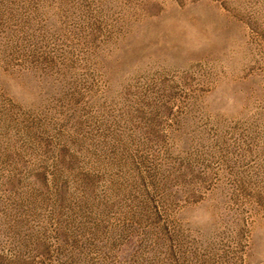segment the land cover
I'll return each mask as SVG.
<instances>
[{
  "label": "rangeland",
  "instance_id": "1",
  "mask_svg": "<svg viewBox=\"0 0 264 264\" xmlns=\"http://www.w3.org/2000/svg\"><path fill=\"white\" fill-rule=\"evenodd\" d=\"M0 264H264V0H0Z\"/></svg>",
  "mask_w": 264,
  "mask_h": 264
}]
</instances>
